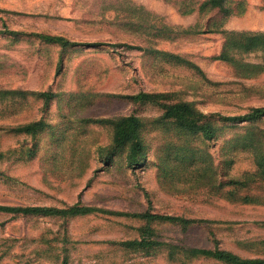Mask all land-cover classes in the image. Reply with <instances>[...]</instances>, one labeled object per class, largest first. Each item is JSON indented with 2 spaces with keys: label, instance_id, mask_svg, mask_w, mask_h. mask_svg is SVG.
I'll return each mask as SVG.
<instances>
[{
  "label": "rangeland",
  "instance_id": "rangeland-1",
  "mask_svg": "<svg viewBox=\"0 0 264 264\" xmlns=\"http://www.w3.org/2000/svg\"><path fill=\"white\" fill-rule=\"evenodd\" d=\"M230 1L236 15L222 23L166 0H0V205L148 209L196 222L154 224L159 241L264 258V117L219 121L207 141L130 99L162 94L224 117L264 107V52L237 54L222 32H264V0ZM43 92L54 95L47 105ZM121 117L142 122L145 159L134 168L127 147L111 149ZM38 120L35 138L17 132ZM139 226L105 212L66 221L0 212V264H221L116 244Z\"/></svg>",
  "mask_w": 264,
  "mask_h": 264
},
{
  "label": "trees",
  "instance_id": "trees-1",
  "mask_svg": "<svg viewBox=\"0 0 264 264\" xmlns=\"http://www.w3.org/2000/svg\"><path fill=\"white\" fill-rule=\"evenodd\" d=\"M166 2L170 4L172 3L178 8V10L183 9L181 6H184L185 8L189 7L190 10L185 11L184 14L192 13L194 10L199 13H204L206 10L212 12L215 11L221 16V19L223 20L222 23H224L228 17L236 15L235 6L233 7L230 0H166ZM5 32L8 33V31ZM222 32L227 35L229 49H234L233 51L237 54H251L258 51L264 52V32ZM35 36L47 44L55 46L60 45L63 48L78 46V44L60 36ZM225 56L223 55L220 59L226 60L227 58ZM231 59H233V57ZM36 96L42 99L46 105L52 100V98H54V95L49 92L38 93ZM166 98V95L143 92L130 97L133 102L139 101L140 103H149L156 106L162 111L161 119L169 122L176 129L179 128L183 132L193 135H201L202 138L207 141L213 139L217 130L216 123L219 121L232 124L246 123L253 122L254 120L264 117V107L253 108L248 114L243 116L224 117L219 114L206 115L194 108L189 102L180 101L171 104L166 103L163 101L166 100ZM44 127L45 122L38 120L22 124L16 130L21 134L24 133L26 135H30L32 138H35V136L42 131ZM111 127L113 129L111 149L115 151L117 149H125L127 147V150H129L127 154L128 165L131 168L140 166L141 162L145 159V149L139 135L142 128L141 119L136 117L116 118L111 121ZM262 133V140L264 143V130ZM32 153L33 152L31 151L30 154ZM260 166L263 165L260 164ZM0 212L12 214L16 217L52 216L64 221L74 217L90 215L96 212H105L111 216L129 217L140 222V226L137 230L139 235L138 238L116 242L117 245L125 249L141 251L144 255L164 251L171 259L180 254L188 258H206L221 264H264V258H243L229 250L223 248L219 249L217 245L213 248H195L185 246L179 248L171 245L170 243L159 241L157 235L154 233V224L161 223L175 226L179 225L187 228L196 222L182 216L175 217L152 213L148 209L142 211V213L115 212L108 210L102 211L94 207L76 203L67 205L64 208L0 205Z\"/></svg>",
  "mask_w": 264,
  "mask_h": 264
}]
</instances>
